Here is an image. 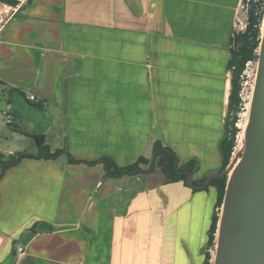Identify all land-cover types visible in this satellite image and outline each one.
<instances>
[{"label": "crops", "instance_id": "obj_1", "mask_svg": "<svg viewBox=\"0 0 264 264\" xmlns=\"http://www.w3.org/2000/svg\"><path fill=\"white\" fill-rule=\"evenodd\" d=\"M239 2L27 0L0 19V151L37 154L35 133L122 167L61 154L6 169L0 264H204L216 191L199 185L221 163ZM157 140L197 160L194 186L166 181Z\"/></svg>", "mask_w": 264, "mask_h": 264}, {"label": "water", "instance_id": "obj_2", "mask_svg": "<svg viewBox=\"0 0 264 264\" xmlns=\"http://www.w3.org/2000/svg\"><path fill=\"white\" fill-rule=\"evenodd\" d=\"M242 147L221 171L227 175L212 264H264V25ZM154 161H152V167ZM186 183L194 186L188 171Z\"/></svg>", "mask_w": 264, "mask_h": 264}, {"label": "trees", "instance_id": "obj_3", "mask_svg": "<svg viewBox=\"0 0 264 264\" xmlns=\"http://www.w3.org/2000/svg\"><path fill=\"white\" fill-rule=\"evenodd\" d=\"M14 4L16 0H0ZM264 17V0H250L246 15V26L242 31H235L233 29L230 41V58L228 60V70L230 71V90L227 102V112L223 126V137L219 141L218 148L221 158V163L218 171L226 168L229 164L232 151L236 145V135L239 128L236 125L238 113L242 108V98L240 90L242 88V77L246 64L249 61H257L258 49L261 38V27ZM32 136L37 144L38 153L33 154L28 151L20 150L12 154L5 155L0 151V177L11 166L16 165L22 158H47L55 159L61 154H65L70 163H86L95 164L102 162L105 167L106 177H116L122 173V167L118 166L113 157L103 155L98 159L86 160L74 157L66 149L50 150V147L45 143L43 135L35 133H28ZM153 151L155 152V165L158 166L165 179L168 182L182 180L185 181L187 171H196L198 162L195 158H190L179 165L176 163V155L174 151L164 146L160 141L153 143ZM149 163V159L144 156H139L134 162L127 165L126 172H138L140 164ZM204 177L198 180L203 182ZM227 175L212 177L205 186H213L216 191V198L211 215V222L207 234V247L204 252V264H211V253L209 248L214 245L216 239L217 223L219 220V209L221 208Z\"/></svg>", "mask_w": 264, "mask_h": 264}, {"label": "rangeland", "instance_id": "obj_4", "mask_svg": "<svg viewBox=\"0 0 264 264\" xmlns=\"http://www.w3.org/2000/svg\"><path fill=\"white\" fill-rule=\"evenodd\" d=\"M243 17H244V15L241 14L240 18L243 19ZM256 67H257L256 61H249L246 64V67H245L244 72H243L242 88L240 90V95L242 98V108H241L240 112L238 113V119L236 122V125L239 128V130H238L237 135H236V145H235V148L233 151L234 152L233 155H235V153L238 152L240 150V148L242 147V142L239 143V140H241V138H240L241 135L243 136V134H242L243 128L241 129L238 125L243 123V121L247 123L249 102L251 99ZM244 112H247V116H245ZM33 143H34L33 140L30 139L26 145V148L33 149V147H32ZM220 212H221V208L219 209V213ZM209 251L211 253L210 263L212 264L213 263V257H214V251H215V243L213 246H211L209 248Z\"/></svg>", "mask_w": 264, "mask_h": 264}, {"label": "built area", "instance_id": "obj_5", "mask_svg": "<svg viewBox=\"0 0 264 264\" xmlns=\"http://www.w3.org/2000/svg\"><path fill=\"white\" fill-rule=\"evenodd\" d=\"M26 1L27 0H16L14 4L0 2V19L1 20L8 19L10 16H12L17 11L18 7L22 5L23 3H25ZM249 2L250 0H240L239 2V5L235 11V16H234V30L235 31H242L244 30L246 26V15H247L248 7H249ZM241 14L244 15L243 19L240 18ZM29 99L34 100V96L29 95ZM3 119L5 123H10L12 120L11 114L9 112L3 113ZM233 151H232L230 160H232V158L234 157ZM20 250L21 249L19 248V251Z\"/></svg>", "mask_w": 264, "mask_h": 264}, {"label": "bare ground", "instance_id": "obj_6", "mask_svg": "<svg viewBox=\"0 0 264 264\" xmlns=\"http://www.w3.org/2000/svg\"><path fill=\"white\" fill-rule=\"evenodd\" d=\"M264 18V17H263ZM263 25H264V19H263V23H262V27H261V29L263 28ZM244 114H245V116H247V112H244ZM245 125H246V122H244L243 121V123H241V124H239L238 126L242 129L243 128V130H244V127H245ZM243 130H242V134H243ZM241 140H239V143H241L242 142V138H243V136L241 135ZM241 147V146H240ZM241 149V148H240ZM240 151V150H239Z\"/></svg>", "mask_w": 264, "mask_h": 264}]
</instances>
